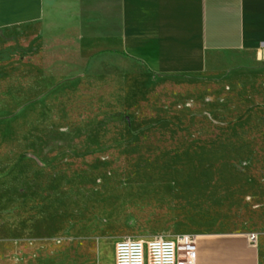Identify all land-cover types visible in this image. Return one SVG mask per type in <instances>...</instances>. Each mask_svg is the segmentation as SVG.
<instances>
[{"label":"rangeland","instance_id":"374dc122","mask_svg":"<svg viewBox=\"0 0 264 264\" xmlns=\"http://www.w3.org/2000/svg\"><path fill=\"white\" fill-rule=\"evenodd\" d=\"M248 57L231 83L119 59L107 80L103 60L58 118H0V264H113L122 236L264 234V63Z\"/></svg>","mask_w":264,"mask_h":264},{"label":"crops","instance_id":"0c3cea01","mask_svg":"<svg viewBox=\"0 0 264 264\" xmlns=\"http://www.w3.org/2000/svg\"><path fill=\"white\" fill-rule=\"evenodd\" d=\"M248 56L264 63V0H0V118H58L103 60L107 80L119 59L231 83ZM248 233H197L196 264H264Z\"/></svg>","mask_w":264,"mask_h":264},{"label":"built area","instance_id":"2783aa9c","mask_svg":"<svg viewBox=\"0 0 264 264\" xmlns=\"http://www.w3.org/2000/svg\"><path fill=\"white\" fill-rule=\"evenodd\" d=\"M258 233L249 232V242L256 244ZM194 233H179L168 237L152 235L146 238L122 236L113 244L114 264H196Z\"/></svg>","mask_w":264,"mask_h":264}]
</instances>
